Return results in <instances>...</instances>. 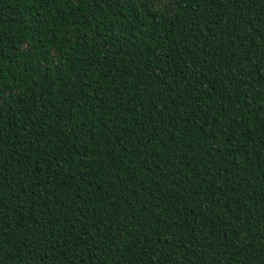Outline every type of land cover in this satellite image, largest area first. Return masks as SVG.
Returning <instances> with one entry per match:
<instances>
[{
    "label": "trees",
    "instance_id": "1",
    "mask_svg": "<svg viewBox=\"0 0 264 264\" xmlns=\"http://www.w3.org/2000/svg\"><path fill=\"white\" fill-rule=\"evenodd\" d=\"M0 264H264V0H0Z\"/></svg>",
    "mask_w": 264,
    "mask_h": 264
}]
</instances>
